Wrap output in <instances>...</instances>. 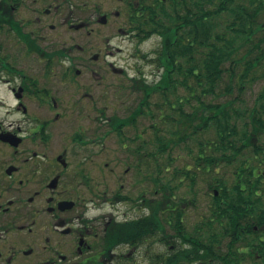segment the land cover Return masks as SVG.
Instances as JSON below:
<instances>
[{"label": "flooded vegetation", "instance_id": "obj_1", "mask_svg": "<svg viewBox=\"0 0 264 264\" xmlns=\"http://www.w3.org/2000/svg\"><path fill=\"white\" fill-rule=\"evenodd\" d=\"M73 1L0 0V19L21 22L16 12L29 11L28 22L34 29L22 26L20 30L32 46L17 30H7L19 37L25 50L38 54L44 62L42 72L33 76L12 60L11 52L0 54V109L7 104L3 92L15 102L14 108L3 109L0 115V264H175L172 257L182 232L192 239L193 228L186 222L190 202L182 204L183 227L178 229L175 184L171 182L167 192L166 183L159 180L167 174L141 173L144 158L140 145L128 149L135 161L127 164L123 175L116 174L122 176V182L113 191V169L106 172L110 163H103L110 148L104 141L103 150L98 148L101 139L113 132L112 117L104 114L99 118L107 128L104 134H97L96 125L91 126L97 119L91 121L89 113L94 102L85 113L86 105L74 98L82 93L80 99L93 100L95 83L83 82L87 78L76 75L81 69L72 62L64 66V54L69 56L64 50L43 47L40 32L47 27L56 29L68 9L63 25L69 29L83 30L88 38H96L103 26L115 23L108 40L120 33L140 46L143 22L166 24L167 15L190 0H114L117 8L86 0L82 4L88 7L84 10L87 14L82 19L77 10L66 7ZM103 16L105 23L100 22ZM79 23L84 26L76 28ZM77 47L81 52L88 49ZM95 54L98 57L93 59ZM108 55L115 53L109 51L103 56L94 52L83 66L91 69L103 59V68L127 73L126 67L107 60ZM56 68L63 69L61 76L52 77ZM130 79L139 84L143 81V77ZM54 82L64 85L62 92ZM81 120L85 124H80ZM128 142H122L125 148ZM108 206L110 210H106ZM152 214L157 220L145 219ZM238 243L243 249L242 241ZM261 249L264 253V247ZM259 252L254 254L261 259Z\"/></svg>", "mask_w": 264, "mask_h": 264}, {"label": "trees", "instance_id": "obj_2", "mask_svg": "<svg viewBox=\"0 0 264 264\" xmlns=\"http://www.w3.org/2000/svg\"><path fill=\"white\" fill-rule=\"evenodd\" d=\"M177 8L174 13L167 15L166 24L158 26L155 21L142 23L140 41L159 35L158 48L152 51V56L145 53L143 58H155L160 74L152 82L145 78L141 81L142 106H137L128 117L114 115L112 131L123 143L133 140L126 135L125 128L136 125L141 110L143 114L153 113L151 98L156 93L162 96L169 108L168 113L164 109L166 105H158L159 109L164 106L161 116L164 115V119L179 126L174 131L179 141L187 143L188 139H194V133L200 128L213 127L214 139L199 141L196 152L190 148L194 167L204 176H210L206 181L211 197L208 205L210 214L203 217L201 224L193 227L191 241L189 234L182 232L181 242L177 244L172 258L175 264L184 261L191 264H264L261 249L264 247V140H261L264 132V86L257 98L260 109L254 108L249 112L253 124L250 130L242 129L232 122V100L219 102L203 98L216 93L225 69H229L231 77L239 75L240 90L247 79L255 81L259 78L251 74L264 65V0H190L178 4ZM222 17L223 25L220 22ZM4 24L17 30L20 37L27 41V35L21 33L14 20L0 19V27ZM227 63L229 68L226 67ZM240 65L245 68L239 73L236 70L239 67L242 69ZM180 87L187 91L186 95L179 94ZM227 88L232 92L230 85ZM183 104L189 105L190 111ZM152 127L156 129L160 151L164 153L174 149L169 142L171 140L167 141L160 135L161 129L156 124H152ZM135 137L140 136L137 133ZM249 152L253 158L248 156ZM151 155L157 157L155 153ZM169 157L166 167L175 160L170 154ZM236 160L238 165L231 181L217 176V168L222 161L232 165ZM252 161L256 163L253 165ZM156 164V173L169 171L168 168L163 169L159 157L156 158ZM174 173L186 176L192 193L197 172L186 167L182 170L176 168ZM174 173L159 179L166 183L167 192L170 183L175 181ZM176 191L175 186L176 221L178 229H181L184 213L182 204L189 201L195 205L196 199H177ZM156 218L153 214L145 217L146 220ZM243 225L246 226L244 230ZM238 241H242L243 249ZM186 242L189 244L183 248ZM255 250H260L261 259L254 254Z\"/></svg>", "mask_w": 264, "mask_h": 264}, {"label": "rangeland", "instance_id": "obj_3", "mask_svg": "<svg viewBox=\"0 0 264 264\" xmlns=\"http://www.w3.org/2000/svg\"><path fill=\"white\" fill-rule=\"evenodd\" d=\"M86 0H74L73 3L66 4V7L73 8L78 11V15L80 19L84 18L87 14L84 12L88 7L83 6V2ZM95 4H104L110 5L111 8H117L119 5L114 0H90ZM72 6V7H71ZM249 8L250 6L247 5ZM78 7V8H77ZM80 7V8H79ZM252 8V6H251ZM68 10V9H67ZM65 11V14L62 15L61 21L58 23L59 26L56 29H50L47 27L43 31L40 32V44L48 50L53 49H62L66 53H68V57H64L63 61L65 62L64 66L72 62L76 68L81 69L80 74H76L82 78H87V80H82L83 82H94L95 83V96L94 99L88 102V100L80 99L79 95H75V99H79L81 105H86V112H89V106L94 102V107L91 114L90 120L93 121L94 117H96V123H91V126L96 125V130H98L97 134H104L107 128L106 124L100 122L99 118L103 117L105 114L108 118L113 117L114 115H119L120 117H128L131 113H133L142 103L143 92L138 87L142 84L136 82V80H131L132 77L147 79L148 82H152L153 80L159 77V71L155 63V58H143L142 53H148V55L152 56V51L158 48L160 39L157 36H153L150 39L144 41L139 48L140 53L138 52L137 45L134 41H131L129 38L121 35L119 33L118 36H111L108 40L112 32H109V29L113 26L116 27V24L112 23L108 26L102 27V33L98 35L96 38H88L83 30H74L69 29L67 25H63L64 17L68 14V11ZM15 17L21 21L22 25L25 27V30L34 29L33 26L29 24V11L27 9H21L16 12ZM226 18L229 19L228 14H226ZM264 18V15H262ZM223 17L220 18V22L223 25ZM264 20V19H263ZM122 19L120 18V22ZM8 27H3L0 31V46H2V50L0 54H5L7 52H11L13 58L12 60H16L19 63V67L24 69V71L29 72L31 75L36 76L42 72L43 61L40 60L39 55L35 53H30L23 47V42L16 37L17 35L14 32H9L7 30ZM116 30V29H115ZM108 33V34H107ZM110 34V35H109ZM77 45L87 46L88 49L85 52H81ZM120 50V51H119ZM102 52V55L109 51H113L115 56L108 55L107 60L117 62L118 66L126 67L127 73L117 71L112 72L109 68H103L104 61L103 59L95 64H92V68L88 69L83 66L85 64L86 57L91 56L94 52ZM78 65H77V64ZM229 66V63L226 64V67ZM242 69H237L236 72H241L245 68V66L240 65ZM61 68V66H58ZM138 68L141 69V72H138ZM57 70L56 74H52V77L61 76L63 69H55ZM259 76V78L255 81H249L247 79L245 86L242 90L239 87L240 77L239 75L230 76L229 69H225V73L223 74V80L221 81V86L216 89V93L213 95H208L203 98L205 100H213L216 99L219 102H225L227 100H232L231 107L233 106V119L232 122H236L237 126L242 129L246 128L250 130L253 128L252 120L250 118V111L256 108L260 109V103L257 101L258 95L260 94L263 86H264V65L260 66L255 70L254 73L251 74ZM90 79V80H89ZM55 84V82H54ZM229 85L231 86L232 92L228 91ZM85 86V85H84ZM54 87V86H52ZM56 88L60 89L62 92V88L64 85L55 84ZM200 90V88L198 87ZM180 95H186L187 91L183 88H179ZM56 95H59V92L56 91ZM218 95V96H216ZM216 96V97H214ZM4 100L7 101L3 109L14 108V100L12 97L3 92ZM194 103V100H193ZM140 104V105H139ZM139 105V106H138ZM158 105H166L162 96L159 93H156L151 98V106L153 108L152 114H143L139 116L136 125H131L126 127L125 133L126 135L133 140H127L128 145L125 148L123 143L120 141L118 135L113 131L110 137L107 139H101L100 144H98L99 150H103L101 147L104 142H107V147L110 148V152L107 157H103V163L108 161L110 164L105 170L106 172H110L113 169L112 174V189L114 191L115 188H119V184L122 182L120 179L122 176H117L116 174L123 175L126 172L127 164L132 163L135 159H131L134 154L130 153L129 148L134 149L138 145L141 146V157L144 158L143 168L141 170L142 174L151 175L156 173L157 164L155 163L153 155L151 153H155L157 157H159V162L163 165V169L168 172L161 173L167 174L171 176L176 168L182 170L183 168H192L197 172V182L196 186L190 192L189 180L182 173L176 175L174 184L176 186V194L177 199L179 198H195V205L188 203L187 206V220L186 222L193 228L197 224H201L203 222V217L210 214L209 210V202L211 197L208 195L207 184L206 181L210 179L209 175L204 176L200 171H197L194 167L193 157L191 156L190 148L193 149L194 152L199 148V141L206 142L208 140L215 138V129L210 127L200 128L197 132L194 133V139H188L187 143L179 141V136L174 134V131L179 128V126L171 122L167 119H164L163 108L159 109ZM187 111H190V106L183 104ZM138 106V107H137ZM35 107V106H34ZM3 109H0V115H2ZM165 111H168V105L165 106ZM237 109L238 111H234ZM83 110V109H82ZM164 112V113H166ZM264 118V117H263ZM80 124H85L84 121L81 120ZM152 124H156L161 129L160 135L164 137L168 141L170 139L171 144L174 146V149H169L168 152L162 153L160 151L159 143L157 140V135L155 133L156 129L152 127ZM248 124V125H246ZM100 129V133H99ZM141 134L140 138H136V134ZM235 138V137H234ZM261 140H264V132L261 134ZM104 141V142H103ZM103 142V144H102ZM181 142V143H180ZM180 143V144H179ZM175 144V145H174ZM179 144V145H178ZM237 144H241V142H237ZM173 157L175 160L172 165L165 163L169 162L170 157ZM104 155V154H102ZM251 152H249L248 156H250ZM244 158V157H242ZM241 160V158H240ZM256 162L252 161L254 165ZM238 162L235 161L234 164H228L224 161L220 163L218 169L217 176L221 179L227 178L229 181L235 175V170L237 168ZM103 171V170H102ZM97 171V172H102ZM134 170H131L133 173ZM213 175V173L211 174ZM132 181V180H131ZM145 186H148L147 182H145ZM155 187V186H150ZM147 188V187H146ZM193 192L195 194H193ZM151 194V193H150ZM155 193H152L153 195ZM157 196V194H155ZM106 210H110V207H106ZM183 264H190L189 262H183Z\"/></svg>", "mask_w": 264, "mask_h": 264}, {"label": "water", "instance_id": "obj_4", "mask_svg": "<svg viewBox=\"0 0 264 264\" xmlns=\"http://www.w3.org/2000/svg\"><path fill=\"white\" fill-rule=\"evenodd\" d=\"M100 21L103 22V23L106 22L105 16H103V17L101 18ZM83 25H84L83 23L78 24V25H77V28H80V27H82ZM96 57H97V55L94 56V58H96Z\"/></svg>", "mask_w": 264, "mask_h": 264}]
</instances>
